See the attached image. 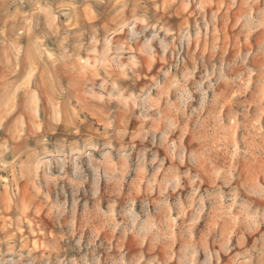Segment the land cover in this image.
Here are the masks:
<instances>
[{
    "label": "clouds",
    "instance_id": "clouds-1",
    "mask_svg": "<svg viewBox=\"0 0 264 264\" xmlns=\"http://www.w3.org/2000/svg\"><path fill=\"white\" fill-rule=\"evenodd\" d=\"M0 264H264V0H0Z\"/></svg>",
    "mask_w": 264,
    "mask_h": 264
},
{
    "label": "rangeland",
    "instance_id": "rangeland-1",
    "mask_svg": "<svg viewBox=\"0 0 264 264\" xmlns=\"http://www.w3.org/2000/svg\"><path fill=\"white\" fill-rule=\"evenodd\" d=\"M27 7V6H26Z\"/></svg>",
    "mask_w": 264,
    "mask_h": 264
}]
</instances>
